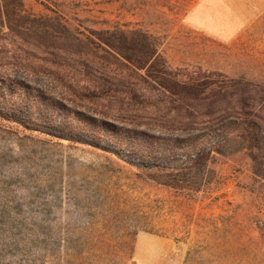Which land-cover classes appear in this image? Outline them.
Masks as SVG:
<instances>
[{
  "label": "rangeland",
  "instance_id": "1",
  "mask_svg": "<svg viewBox=\"0 0 264 264\" xmlns=\"http://www.w3.org/2000/svg\"><path fill=\"white\" fill-rule=\"evenodd\" d=\"M23 1L50 17L63 3L87 35L148 31L177 80L264 82V0H194L165 15ZM195 11L215 28L193 25ZM21 25L0 26V264H264V180L231 144L191 161L222 125L174 122V96L145 71Z\"/></svg>",
  "mask_w": 264,
  "mask_h": 264
},
{
  "label": "trees",
  "instance_id": "2",
  "mask_svg": "<svg viewBox=\"0 0 264 264\" xmlns=\"http://www.w3.org/2000/svg\"><path fill=\"white\" fill-rule=\"evenodd\" d=\"M118 1L130 10L149 8V11L165 15V10L180 14L194 0ZM52 6L53 16L50 17L28 12L23 0H0V26L6 25L12 30L17 28V23L22 24L23 29L41 24L51 29L53 41L64 43L68 38L72 46L83 49L80 52L83 56L98 58L107 66L117 64L136 72L145 71L155 84L174 96L171 102V110L176 112L174 122L179 120L189 128L195 125L223 126L220 142L212 146L208 154L196 153L192 162H203L212 153L222 154V149L231 144L237 154L248 159L253 174L264 180V82L248 80L245 76H223L224 80L220 82L209 77L177 80L160 54V45L148 31L116 27L88 30L91 35H87L61 12L63 3L56 2ZM75 21L83 23L84 20L75 18Z\"/></svg>",
  "mask_w": 264,
  "mask_h": 264
},
{
  "label": "crops",
  "instance_id": "3",
  "mask_svg": "<svg viewBox=\"0 0 264 264\" xmlns=\"http://www.w3.org/2000/svg\"><path fill=\"white\" fill-rule=\"evenodd\" d=\"M209 5L208 0L203 2L202 7H206ZM201 7V8H202ZM189 18L193 25L201 28H207V29H213L214 27V22L211 20V18L207 15L197 13V11L192 12L189 15ZM219 34V33H218ZM222 37H227V34H219ZM227 35V36H226Z\"/></svg>",
  "mask_w": 264,
  "mask_h": 264
}]
</instances>
